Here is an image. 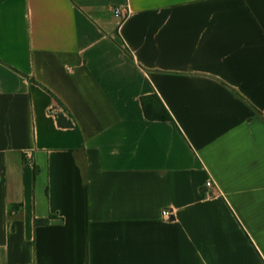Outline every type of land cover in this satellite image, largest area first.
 Segmentation results:
<instances>
[{
  "label": "crops",
  "instance_id": "crops-1",
  "mask_svg": "<svg viewBox=\"0 0 264 264\" xmlns=\"http://www.w3.org/2000/svg\"><path fill=\"white\" fill-rule=\"evenodd\" d=\"M0 264H264V0H0Z\"/></svg>",
  "mask_w": 264,
  "mask_h": 264
},
{
  "label": "built area",
  "instance_id": "built-area-1",
  "mask_svg": "<svg viewBox=\"0 0 264 264\" xmlns=\"http://www.w3.org/2000/svg\"><path fill=\"white\" fill-rule=\"evenodd\" d=\"M130 10L127 6L117 7L113 10L114 17L118 20L119 24L127 19L129 16ZM213 186V182L208 180L205 184L207 189H210ZM162 215L165 219H169L171 217V212L169 210H165L162 212Z\"/></svg>",
  "mask_w": 264,
  "mask_h": 264
},
{
  "label": "trees",
  "instance_id": "trees-1",
  "mask_svg": "<svg viewBox=\"0 0 264 264\" xmlns=\"http://www.w3.org/2000/svg\"><path fill=\"white\" fill-rule=\"evenodd\" d=\"M144 103V102H143ZM146 114H147V117L148 118H150L151 116L148 114V112H146ZM163 119H168V120H170L171 119V116L169 115V113H167V115L166 116H164V117H162ZM58 123H59V125H61V126H67V127H71L72 126V123L71 122H63L62 121V117L61 116H58ZM48 222V220H37V223L38 224H41V223H47Z\"/></svg>",
  "mask_w": 264,
  "mask_h": 264
}]
</instances>
